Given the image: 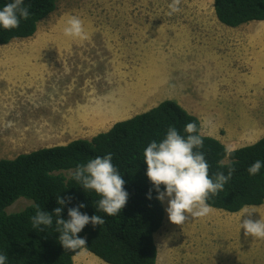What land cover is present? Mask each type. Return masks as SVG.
<instances>
[{
	"label": "rangeland",
	"instance_id": "1",
	"mask_svg": "<svg viewBox=\"0 0 264 264\" xmlns=\"http://www.w3.org/2000/svg\"><path fill=\"white\" fill-rule=\"evenodd\" d=\"M56 6L32 37L0 46V62L14 64L28 85L39 87L29 120L45 126L39 134L43 145L30 137L0 146V157L67 145L65 116L51 119L52 111L73 102L89 106L90 118L97 96L113 120L77 134L83 140L164 100L204 113L214 97L219 113H226L214 135L229 151L264 136V21L227 27L216 19L213 0H56ZM27 62L35 65L32 76L25 74ZM66 68L68 76L58 77ZM69 83L76 89L67 88ZM72 124L73 130L81 121ZM252 124L257 129H248ZM159 199L164 219L154 234L156 264H264V204L226 213L205 206L187 183ZM28 205L19 199L7 212ZM81 252L74 264H104Z\"/></svg>",
	"mask_w": 264,
	"mask_h": 264
},
{
	"label": "trees",
	"instance_id": "2",
	"mask_svg": "<svg viewBox=\"0 0 264 264\" xmlns=\"http://www.w3.org/2000/svg\"><path fill=\"white\" fill-rule=\"evenodd\" d=\"M56 0H0V46L32 37ZM221 24L264 21V0H213ZM187 183L202 203L235 214L264 204V136L229 151L172 100L89 140L0 159V264H156L162 193ZM30 205L7 212L17 200Z\"/></svg>",
	"mask_w": 264,
	"mask_h": 264
},
{
	"label": "crops",
	"instance_id": "3",
	"mask_svg": "<svg viewBox=\"0 0 264 264\" xmlns=\"http://www.w3.org/2000/svg\"><path fill=\"white\" fill-rule=\"evenodd\" d=\"M13 65L14 64L11 63L0 62V146L1 148H3L5 146L12 145L14 143H23L26 141L30 142L29 139L30 137L35 141L36 144L43 145L41 142V138L39 137V134L42 133L41 129L44 130L45 126L44 125L38 126L37 124L35 127L34 126L35 121L29 120L30 118L29 105L30 104L35 105L34 103L36 101V98L34 94L35 91L39 89V87L31 85L33 84L32 81L28 85L27 82L24 80L23 76L20 73H18V69L16 70L13 69ZM32 65L34 64L31 62H27L26 64L23 65L24 70L26 71L25 74L32 76L31 74ZM60 68L61 66L59 65L58 66L59 71ZM68 72L71 71L66 68L64 74L57 72V75L60 78L64 75L66 78L69 74ZM60 84L61 83H58V85ZM229 84L234 85L231 82ZM67 88H69L71 91L73 89H76L73 86V84L70 85V83L67 84ZM205 93L208 94L209 92H205ZM211 96L219 97V94L215 93V94H211ZM97 98L101 99L100 96H97ZM98 99L95 100L97 104L92 106V115H94V117H92L91 115L90 118H88L87 110L89 109V106H82L78 103L74 105L73 102H71L69 107L65 109H61V110L56 109L57 111L54 110L52 111L53 114L51 119L57 120L58 118L60 119L62 116H65V124L68 130L66 133H68L70 139L67 142L83 139L82 137L77 136V134H82L85 129H92V131H94L95 129L96 130L101 129L107 125L108 123L107 121L113 120L111 119L112 115L110 112L112 110H110V108L107 105L104 107L99 105ZM218 100L219 99H215V97L214 99L211 98V100L208 101L207 103L208 107L206 110H204V113L196 110L193 106H189L187 109H185L188 113L196 116L199 119L202 135L209 136L217 140H219V138L214 135L216 130L215 126L218 125V123L216 122L218 121L220 122L221 117H223L224 119L223 115L226 114L223 113L221 115L219 113L220 110L217 106ZM116 101H118V99H116ZM54 102L55 100H53V103ZM57 102L58 103L62 102L60 101V95L57 98ZM222 111L227 112V110L225 109H222ZM40 118L43 120L45 116L42 115L40 116ZM73 119H77L81 121V126L72 130L71 128L74 126V124H72ZM240 121H241V125L244 124L243 118H241ZM225 125L229 126V124L227 123H225ZM111 126L109 125L106 129L100 130L99 132H104L108 130ZM248 129H257V125L256 124L249 125ZM27 147L22 148L20 146L18 150L19 151L28 150L29 147L28 148ZM0 159H12V158L0 157ZM79 255L84 256V254H79ZM74 259L75 258H73V261Z\"/></svg>",
	"mask_w": 264,
	"mask_h": 264
},
{
	"label": "bare ground",
	"instance_id": "4",
	"mask_svg": "<svg viewBox=\"0 0 264 264\" xmlns=\"http://www.w3.org/2000/svg\"><path fill=\"white\" fill-rule=\"evenodd\" d=\"M207 4V3H206ZM261 216V215H260ZM155 242H156V245H157V243H158V239L157 238H155ZM83 253V252H82ZM81 253V254H82ZM87 259V258H86ZM90 260V259H89ZM93 260V259H92ZM83 261H84V259H83ZM91 261V260H90ZM91 263V262H90Z\"/></svg>",
	"mask_w": 264,
	"mask_h": 264
}]
</instances>
